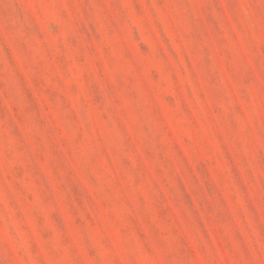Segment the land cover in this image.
I'll use <instances>...</instances> for the list:
<instances>
[{
	"label": "rangeland",
	"instance_id": "rangeland-1",
	"mask_svg": "<svg viewBox=\"0 0 264 264\" xmlns=\"http://www.w3.org/2000/svg\"><path fill=\"white\" fill-rule=\"evenodd\" d=\"M0 264H264V0H0Z\"/></svg>",
	"mask_w": 264,
	"mask_h": 264
}]
</instances>
